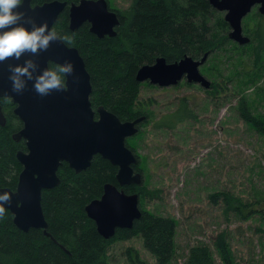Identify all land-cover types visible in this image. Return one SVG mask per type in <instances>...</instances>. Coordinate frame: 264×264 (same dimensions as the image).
I'll use <instances>...</instances> for the list:
<instances>
[{"label": "trees", "instance_id": "obj_1", "mask_svg": "<svg viewBox=\"0 0 264 264\" xmlns=\"http://www.w3.org/2000/svg\"><path fill=\"white\" fill-rule=\"evenodd\" d=\"M47 1L52 0H32V5ZM59 1L67 4L59 13L52 30L68 36L64 42L77 48L83 57L90 74L92 108L103 106L121 121L134 120L143 115L145 119L139 125V131L149 120L144 109L149 105L139 101L140 89L142 85L153 86L149 82L139 83L136 80V72L141 66L151 65L159 57L165 58L167 63L180 61L185 56L197 60L205 53H208L206 62L211 56H216L237 66L246 56L245 50L255 51V40L261 41L263 36L259 33L248 35L243 30L244 35L250 38L247 45L231 41L228 37L230 27L223 13L213 9L208 0H130L126 9L112 8L119 20L115 27L116 36L99 38L90 32L88 23L75 30L69 28L68 7L79 0ZM255 15L259 16V13L256 11ZM261 30L264 32V28ZM205 64L200 67V72L210 79L212 89L204 91L213 100L218 97L214 85L221 88V94H225L227 89L224 81L212 78L214 74ZM257 65V54L254 52V70L252 74H246L244 85L256 78ZM51 66L54 65L50 63ZM234 94L232 89L230 96ZM1 106L7 119L5 125L0 126V187L13 190L21 171L16 153L25 151V144L23 140L17 142L12 139V134L22 126L13 113V103L9 99L1 100ZM187 106L188 99L184 97L176 111L164 115L156 122L154 129L174 128L186 117L193 116L187 112ZM236 110L249 126L264 137V116L253 113L252 105L245 100L237 102ZM126 145L134 152L129 141H126ZM136 156L138 164L134 170L141 173L139 157ZM116 173L117 167L100 155H94L89 166L79 173L63 162L57 171L59 184L44 190L41 196L47 232L54 241L42 229L30 228L26 232L18 229L6 209V213L0 216V264H109V250L113 243L136 237L156 264H170L175 255L176 221L145 209L143 200L148 198L145 186L131 184L120 187ZM108 183L126 194L137 193L140 196L141 215L131 227L118 228L114 236L106 239L97 232L84 208L90 201L100 198L103 186ZM219 198L229 202L223 193L210 197L215 204ZM252 212V209L246 210L240 219L248 220ZM214 248L221 264H239L232 257L224 231L216 235ZM127 253L138 260L136 250L127 249ZM185 264H215V259L208 245L196 244L189 248Z\"/></svg>", "mask_w": 264, "mask_h": 264}, {"label": "rangeland", "instance_id": "obj_2", "mask_svg": "<svg viewBox=\"0 0 264 264\" xmlns=\"http://www.w3.org/2000/svg\"><path fill=\"white\" fill-rule=\"evenodd\" d=\"M129 2L108 0L109 7L116 9H126ZM256 11L257 6L242 21L248 35H263L261 41L255 40V51L245 50L249 59L244 56L241 65L234 66L211 56L205 64L213 79L224 81L227 90L220 98L210 100L200 84L186 80L175 86L142 85L140 89L139 101L149 105L144 106L149 120L128 141L139 157L142 184L148 191L144 208L176 221L175 255L170 264H185L189 248L196 244L208 245L215 264H221L214 244L222 231L235 262L264 264V137L236 110L237 102L245 100L253 113L264 116V18L256 16ZM254 52L256 78L244 85L246 74L254 70ZM232 89L234 96H230ZM184 97L189 104L186 110L193 116L174 128L155 130L156 122L176 111ZM215 193L227 195L229 202L219 198L212 203ZM250 209L252 216L241 220L240 215ZM127 249L136 250L138 260L129 257ZM108 262L156 264L138 237L115 241Z\"/></svg>", "mask_w": 264, "mask_h": 264}, {"label": "water", "instance_id": "obj_3", "mask_svg": "<svg viewBox=\"0 0 264 264\" xmlns=\"http://www.w3.org/2000/svg\"><path fill=\"white\" fill-rule=\"evenodd\" d=\"M213 9L224 12V20L229 25L228 37L238 45H246L250 38L243 33L242 21L254 6L264 16V0H208ZM59 0L32 5V0H24L21 6L25 22L33 20L37 24L47 22L52 30L58 15L66 6ZM68 26L77 29L83 23L99 38L116 36L117 12L109 7L108 0H79L68 7ZM27 26L31 27L30 24ZM208 53L201 59L185 56L180 61L167 63L159 57L151 65H143L136 72V80L148 81L160 87L175 86L186 80L189 84H200L210 88V81L200 72L206 63ZM31 59L41 68L71 60L74 72L67 78L66 90H52L40 95L27 87L16 93L11 90L8 79L9 65L23 64ZM90 74L77 48L64 41L53 40L47 50L36 54L25 53L19 60L8 58L0 62V98H8L14 104L13 113L22 123L20 130L12 134L15 141L23 140L25 151L19 150L16 159L21 164L16 187L0 188L11 193V203L5 207L12 215L14 225L26 232L30 228L47 232L41 196L44 190L57 186L60 182L57 171L63 162L76 173L85 170L94 155H100L117 167L118 186L141 185L142 174L134 170L138 164L135 153L126 145V139L138 133V125L145 117L132 121H121L103 106L93 109L90 102ZM6 123L0 105V126ZM140 196L126 194L113 184H105L98 199L90 201L84 208L86 215L94 222L97 232L106 239L114 236L118 228H129L140 217Z\"/></svg>", "mask_w": 264, "mask_h": 264}, {"label": "clouds", "instance_id": "obj_4", "mask_svg": "<svg viewBox=\"0 0 264 264\" xmlns=\"http://www.w3.org/2000/svg\"><path fill=\"white\" fill-rule=\"evenodd\" d=\"M23 4L24 0H0V62L8 58L19 60L25 53L36 54L47 50L53 40L68 39V36L51 30L47 22L37 24L30 19L25 22ZM53 65L41 68L31 59L23 64L9 65L11 90L21 93L28 81H32V88L42 96L52 90H66L67 78L74 72L72 61L53 62ZM10 203L11 193L0 191V216L6 213L5 205Z\"/></svg>", "mask_w": 264, "mask_h": 264}, {"label": "flooded vegetation", "instance_id": "obj_5", "mask_svg": "<svg viewBox=\"0 0 264 264\" xmlns=\"http://www.w3.org/2000/svg\"><path fill=\"white\" fill-rule=\"evenodd\" d=\"M258 7V6H257ZM263 18H264V16H262ZM154 86H157V85H154ZM157 87H159V86H157ZM212 87V84L210 83V90L212 89L211 88ZM214 87H217V90H218V93H217V95H220L221 94V88L218 86V85H214ZM5 99H8V98H4V97H1L0 98V105H1V100H5ZM10 100V99H9ZM11 101V100H10ZM12 102V101H11ZM14 105V104H13ZM15 107V106H14ZM14 107H13V109H14ZM1 109H2V106H1ZM2 113H3V110H2ZM3 115H4V113H3ZM5 116V115H4ZM143 116V115H142ZM142 116H138L137 118H139V117H142ZM145 117V116H144ZM5 119H7L6 118V116H5ZM136 119V118H135ZM129 121H132V120H129ZM22 124V123H21ZM141 124V123H140ZM139 124V125H140ZM139 125H138V127H139ZM22 127V126H21ZM22 168V167H21ZM19 175V174H18ZM18 179V178H17ZM17 184V183H16ZM15 187H16V185H15ZM0 188H4V187H0Z\"/></svg>", "mask_w": 264, "mask_h": 264}, {"label": "bare ground", "instance_id": "obj_6", "mask_svg": "<svg viewBox=\"0 0 264 264\" xmlns=\"http://www.w3.org/2000/svg\"><path fill=\"white\" fill-rule=\"evenodd\" d=\"M144 82H148V81H144ZM158 86V85H157ZM160 87V86H159ZM111 238V237H110Z\"/></svg>", "mask_w": 264, "mask_h": 264}]
</instances>
